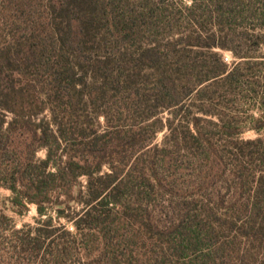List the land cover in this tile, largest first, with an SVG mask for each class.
Wrapping results in <instances>:
<instances>
[{
    "label": "trees",
    "instance_id": "trees-1",
    "mask_svg": "<svg viewBox=\"0 0 264 264\" xmlns=\"http://www.w3.org/2000/svg\"><path fill=\"white\" fill-rule=\"evenodd\" d=\"M262 45L264 0H0V264H264Z\"/></svg>",
    "mask_w": 264,
    "mask_h": 264
},
{
    "label": "rangeland",
    "instance_id": "rangeland-1",
    "mask_svg": "<svg viewBox=\"0 0 264 264\" xmlns=\"http://www.w3.org/2000/svg\"><path fill=\"white\" fill-rule=\"evenodd\" d=\"M257 23H253V22H246L244 24V26H247V27H250V28H253L254 25H256ZM217 52H221L223 55H224V58L226 61H228L230 64H233L235 61H236V58L233 56V54L231 53V51L229 50H223V49H220V48H216L215 49ZM248 52H252L250 54H256L259 55V56H262L261 58H264V45H262L260 48H258L257 50L253 49V50H250ZM249 107L246 106L245 109H247ZM245 115H248L249 112L247 113V111L244 110V113ZM162 136H163V133H160L158 135V140L160 141L162 139ZM259 136H264V131L259 133L255 130H247L244 134H243V137L244 138H256V137H259ZM38 155L40 157H45V151L44 150H41ZM0 194H1V197H0V207L3 206V202L2 200L9 196L10 195V191L8 189H4V188H0ZM8 214L12 215L16 221V223L18 224V226H21L23 225L24 223H27V222H31V223H34L35 221V216H37V208L35 205H30V210L27 214L25 215H18L16 213H13L12 211L10 210H6Z\"/></svg>",
    "mask_w": 264,
    "mask_h": 264
}]
</instances>
